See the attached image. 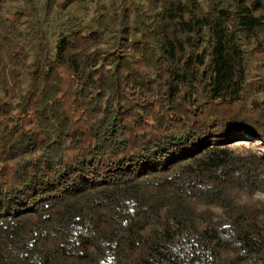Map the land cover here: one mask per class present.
<instances>
[{
  "label": "trees",
  "instance_id": "16d2710c",
  "mask_svg": "<svg viewBox=\"0 0 264 264\" xmlns=\"http://www.w3.org/2000/svg\"><path fill=\"white\" fill-rule=\"evenodd\" d=\"M91 1L0 0V264H264V0Z\"/></svg>",
  "mask_w": 264,
  "mask_h": 264
},
{
  "label": "rangeland",
  "instance_id": "374dc122",
  "mask_svg": "<svg viewBox=\"0 0 264 264\" xmlns=\"http://www.w3.org/2000/svg\"><path fill=\"white\" fill-rule=\"evenodd\" d=\"M94 1L89 2L85 6H74L71 10V14L77 15L79 18H88L92 14ZM263 53V51H256L255 56H259L258 54ZM252 59V58H251ZM239 149H248V146H251L248 140H242L238 144ZM257 188V189H255ZM239 189L241 191L238 192L241 200H264V184H251L248 186L240 185Z\"/></svg>",
  "mask_w": 264,
  "mask_h": 264
}]
</instances>
